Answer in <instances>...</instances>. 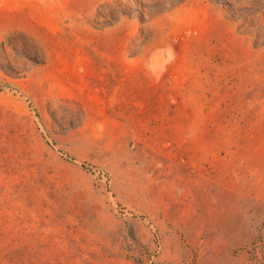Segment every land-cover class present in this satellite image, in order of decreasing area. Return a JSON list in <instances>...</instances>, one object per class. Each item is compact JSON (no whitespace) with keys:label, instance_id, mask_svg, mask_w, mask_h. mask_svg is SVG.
I'll use <instances>...</instances> for the list:
<instances>
[{"label":"rangeland","instance_id":"rangeland-1","mask_svg":"<svg viewBox=\"0 0 264 264\" xmlns=\"http://www.w3.org/2000/svg\"><path fill=\"white\" fill-rule=\"evenodd\" d=\"M260 128L264 0H0V264H264Z\"/></svg>","mask_w":264,"mask_h":264},{"label":"crops","instance_id":"crops-1","mask_svg":"<svg viewBox=\"0 0 264 264\" xmlns=\"http://www.w3.org/2000/svg\"><path fill=\"white\" fill-rule=\"evenodd\" d=\"M260 130L261 140L240 142L231 151L229 163H224L218 209L226 219L234 217L230 212H264V128Z\"/></svg>","mask_w":264,"mask_h":264}]
</instances>
